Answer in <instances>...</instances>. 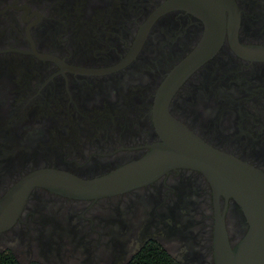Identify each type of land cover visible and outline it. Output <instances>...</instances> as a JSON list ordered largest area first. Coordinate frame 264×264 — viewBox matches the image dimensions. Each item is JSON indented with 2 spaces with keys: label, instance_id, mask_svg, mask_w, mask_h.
I'll use <instances>...</instances> for the list:
<instances>
[{
  "label": "flooded vegetation",
  "instance_id": "flooded-vegetation-1",
  "mask_svg": "<svg viewBox=\"0 0 264 264\" xmlns=\"http://www.w3.org/2000/svg\"><path fill=\"white\" fill-rule=\"evenodd\" d=\"M166 1L0 0L1 254L139 264L156 249L159 264H216L217 233L234 248L248 231L240 205L184 166L108 195L37 185L14 200L35 171L94 179L162 141L155 94L206 35L202 17ZM202 3L222 15L224 33L177 83L168 111L264 172V0Z\"/></svg>",
  "mask_w": 264,
  "mask_h": 264
},
{
  "label": "water",
  "instance_id": "water-1",
  "mask_svg": "<svg viewBox=\"0 0 264 264\" xmlns=\"http://www.w3.org/2000/svg\"><path fill=\"white\" fill-rule=\"evenodd\" d=\"M164 6L186 7L196 12L206 23V35L195 51L164 79L155 94L154 120L162 141L129 166L94 179H81L52 169L35 171L18 184L14 200L22 202L26 192L37 185L68 196L97 197L141 185L171 167L198 169L209 179L216 193L231 196L240 205L249 223L248 231L234 248L225 243L222 232L217 233L216 264H264V172L204 142L168 111L177 83L189 68L211 54L214 38H222L224 19L217 10L207 8L202 0H167Z\"/></svg>",
  "mask_w": 264,
  "mask_h": 264
},
{
  "label": "trees",
  "instance_id": "trees-1",
  "mask_svg": "<svg viewBox=\"0 0 264 264\" xmlns=\"http://www.w3.org/2000/svg\"><path fill=\"white\" fill-rule=\"evenodd\" d=\"M149 250L150 251H147V253L144 255V260L139 264H159L160 257L162 258V260L166 259V256L164 254L160 255V253H158L156 249ZM0 264H19V262L11 254L0 253Z\"/></svg>",
  "mask_w": 264,
  "mask_h": 264
},
{
  "label": "rangeland",
  "instance_id": "rangeland-1",
  "mask_svg": "<svg viewBox=\"0 0 264 264\" xmlns=\"http://www.w3.org/2000/svg\"><path fill=\"white\" fill-rule=\"evenodd\" d=\"M26 263V259H22V264H25Z\"/></svg>",
  "mask_w": 264,
  "mask_h": 264
}]
</instances>
